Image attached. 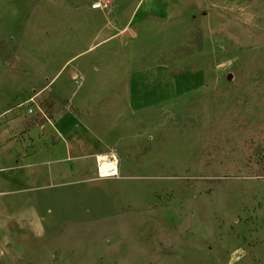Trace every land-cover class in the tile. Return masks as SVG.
Wrapping results in <instances>:
<instances>
[{
	"label": "rangeland",
	"instance_id": "obj_1",
	"mask_svg": "<svg viewBox=\"0 0 264 264\" xmlns=\"http://www.w3.org/2000/svg\"><path fill=\"white\" fill-rule=\"evenodd\" d=\"M135 1L0 0V264H264V0Z\"/></svg>",
	"mask_w": 264,
	"mask_h": 264
},
{
	"label": "crops",
	"instance_id": "obj_2",
	"mask_svg": "<svg viewBox=\"0 0 264 264\" xmlns=\"http://www.w3.org/2000/svg\"><path fill=\"white\" fill-rule=\"evenodd\" d=\"M154 1V0H136L135 3L137 5H141L144 6L147 3ZM53 122H55V127H56V135H65L66 131L71 130V128H77L78 124L76 123V119L74 118V116L70 113H65L63 115L60 116H56V118L52 119ZM47 124L44 123L43 126L45 127ZM35 128L32 129H28L27 132H25L24 134H29L30 136H34L35 137ZM40 140V139H39ZM38 139H36V137L34 138V141H32L33 143H38L39 141ZM66 141V138H65ZM65 141H61V145L65 148L64 143ZM28 160H29V164L35 166L36 164H45L46 162L49 161V159H51L50 157L54 158V153H52L51 149L43 146H39L38 148H34V150H31V152L28 153ZM21 158H25V157H21ZM27 158V157H26Z\"/></svg>",
	"mask_w": 264,
	"mask_h": 264
},
{
	"label": "built area",
	"instance_id": "obj_3",
	"mask_svg": "<svg viewBox=\"0 0 264 264\" xmlns=\"http://www.w3.org/2000/svg\"><path fill=\"white\" fill-rule=\"evenodd\" d=\"M97 176L112 177L118 170L117 156L113 152H103L96 156Z\"/></svg>",
	"mask_w": 264,
	"mask_h": 264
}]
</instances>
